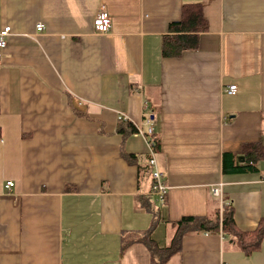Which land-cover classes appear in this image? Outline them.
I'll return each instance as SVG.
<instances>
[{
	"label": "crops",
	"instance_id": "1",
	"mask_svg": "<svg viewBox=\"0 0 264 264\" xmlns=\"http://www.w3.org/2000/svg\"><path fill=\"white\" fill-rule=\"evenodd\" d=\"M196 5L208 22L198 49L163 56ZM5 28L0 264H162L176 223L224 205L241 232L258 229L264 160L240 166L264 150V0H0ZM152 153L164 202L145 171ZM227 154L239 171L224 172ZM165 261L264 264V239L247 255L224 234L186 236Z\"/></svg>",
	"mask_w": 264,
	"mask_h": 264
},
{
	"label": "trees",
	"instance_id": "2",
	"mask_svg": "<svg viewBox=\"0 0 264 264\" xmlns=\"http://www.w3.org/2000/svg\"><path fill=\"white\" fill-rule=\"evenodd\" d=\"M208 30V22L204 16L201 6L185 7L183 10V18L177 23L170 25V33L172 36L165 40L163 45V56L177 57L183 52L189 50H197L199 46V36ZM154 150L157 151L159 141L154 138L152 141ZM251 148V147H250ZM253 151L254 149L251 148ZM245 154L242 156L241 168L249 169L251 171L257 170L254 166L261 159L264 160V150L261 153L256 152L255 155ZM243 166V167H242ZM145 168L146 173L151 174V169ZM224 172L239 171V167H233L230 158L227 155L224 157ZM142 170V169H141ZM152 175V174H151ZM176 236L173 240L172 246L167 249V254L161 258L163 264L170 257L180 253L182 250V241L186 236L201 235V234H224L230 236L237 241L238 246L247 254L251 255L253 252L261 248L264 239V221L261 222L258 229L252 233L241 232L234 220V210L230 206H223L218 208L213 215L206 217H186L175 224Z\"/></svg>",
	"mask_w": 264,
	"mask_h": 264
},
{
	"label": "built area",
	"instance_id": "3",
	"mask_svg": "<svg viewBox=\"0 0 264 264\" xmlns=\"http://www.w3.org/2000/svg\"><path fill=\"white\" fill-rule=\"evenodd\" d=\"M94 27H95V31L97 34L100 35H105L107 33H109L111 31L112 28V18L111 16L104 12L101 13L98 18L95 20L94 23ZM45 27L42 24H39L37 26V33H42L44 32ZM11 35V29L10 28H5L3 31L0 32V49L3 50L5 48H7L8 45V38ZM226 92L230 95H236L238 92V88L237 86H231L229 87ZM127 118V117H125ZM137 134L146 137V136H152L154 134L153 128H150L147 133L141 129L138 128L137 129ZM152 159L149 162V166L151 169V174H152V179H153V187H152V195L156 196L159 201L164 202L165 201V197L168 193L169 188L167 187V185L164 182V178L162 173L159 171V169L157 168V162L155 160L154 157V153L151 154ZM15 187V185L10 182L7 183L6 188L8 190H12ZM211 193L213 195V197L215 198H220L222 200L223 197V192H222V185L218 186V187H213L211 189Z\"/></svg>",
	"mask_w": 264,
	"mask_h": 264
},
{
	"label": "rangeland",
	"instance_id": "4",
	"mask_svg": "<svg viewBox=\"0 0 264 264\" xmlns=\"http://www.w3.org/2000/svg\"><path fill=\"white\" fill-rule=\"evenodd\" d=\"M157 220H160V218L158 217ZM158 224V222H156Z\"/></svg>",
	"mask_w": 264,
	"mask_h": 264
}]
</instances>
